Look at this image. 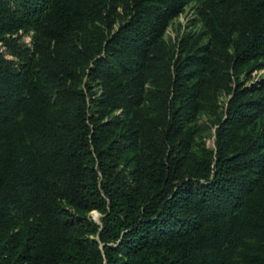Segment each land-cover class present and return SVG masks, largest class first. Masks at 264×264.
<instances>
[{"label": "trees", "instance_id": "1", "mask_svg": "<svg viewBox=\"0 0 264 264\" xmlns=\"http://www.w3.org/2000/svg\"><path fill=\"white\" fill-rule=\"evenodd\" d=\"M263 70L264 0H0V264H264Z\"/></svg>", "mask_w": 264, "mask_h": 264}, {"label": "rangeland", "instance_id": "2", "mask_svg": "<svg viewBox=\"0 0 264 264\" xmlns=\"http://www.w3.org/2000/svg\"><path fill=\"white\" fill-rule=\"evenodd\" d=\"M206 33V29L201 22L200 17L198 16L197 8L195 4L189 5L186 10L175 18L171 24L169 25L165 35L164 40L168 44V46L173 47L176 43L180 42L183 38L191 35L193 37L203 35ZM25 44H30V38L26 37L24 39ZM264 76V70L259 73H254L251 80H257L260 77ZM94 91L100 92V87H95ZM121 112H118L120 114ZM208 145L210 147H214V140H209ZM90 217L100 223L102 214L94 211L90 214Z\"/></svg>", "mask_w": 264, "mask_h": 264}]
</instances>
